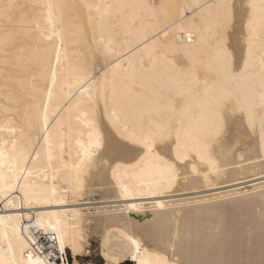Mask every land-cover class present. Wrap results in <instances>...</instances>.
Listing matches in <instances>:
<instances>
[{"label":"bare ground","instance_id":"1","mask_svg":"<svg viewBox=\"0 0 264 264\" xmlns=\"http://www.w3.org/2000/svg\"><path fill=\"white\" fill-rule=\"evenodd\" d=\"M93 236L264 264V0H0V264Z\"/></svg>","mask_w":264,"mask_h":264},{"label":"rangeland","instance_id":"2","mask_svg":"<svg viewBox=\"0 0 264 264\" xmlns=\"http://www.w3.org/2000/svg\"><path fill=\"white\" fill-rule=\"evenodd\" d=\"M150 1L155 2L156 0H150ZM248 181L249 180L244 181V184H242L241 186H237V187L238 188H245V190H250V188H248V186L249 185L251 186L253 183L252 184L251 183H245ZM238 183H243V182L241 181ZM238 183H236V184H238ZM237 187H235V188H237ZM189 197H191V196H189ZM192 197H194V195H192ZM183 198H185V197H180V198L176 197V198H173V200L183 199ZM186 198H187V196H186ZM84 202L86 203V201H84ZM146 202L144 201V204H146V205L150 203V201H146ZM81 203L82 202H80L79 204H81ZM190 205H188V206L194 207L195 204L194 205L190 204ZM185 207H187V206H185ZM118 212L120 213V211H117L115 214H117ZM146 212H149V211L147 210ZM85 213H86V211H85ZM93 237L89 240L88 245L85 247L84 254L80 258H78V260H77L78 264H107L106 260L102 258L103 256L101 254V249H100L101 248L100 240L98 239V237H94V238ZM63 257H64V260L67 264H73V258H72L70 251L67 250L66 254ZM121 264H133V263L128 261V259H125L123 261V263H121Z\"/></svg>","mask_w":264,"mask_h":264}]
</instances>
